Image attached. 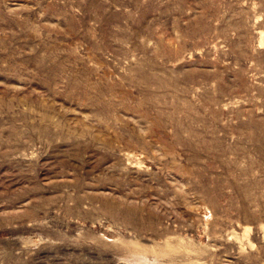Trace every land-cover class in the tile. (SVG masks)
Returning a JSON list of instances; mask_svg holds the SVG:
<instances>
[{
  "label": "rangeland",
  "instance_id": "1",
  "mask_svg": "<svg viewBox=\"0 0 264 264\" xmlns=\"http://www.w3.org/2000/svg\"><path fill=\"white\" fill-rule=\"evenodd\" d=\"M0 264H264V0H0Z\"/></svg>",
  "mask_w": 264,
  "mask_h": 264
}]
</instances>
